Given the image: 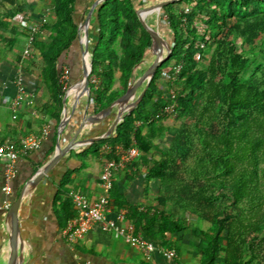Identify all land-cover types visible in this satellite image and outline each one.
Here are the masks:
<instances>
[{
	"label": "trees",
	"instance_id": "1",
	"mask_svg": "<svg viewBox=\"0 0 264 264\" xmlns=\"http://www.w3.org/2000/svg\"><path fill=\"white\" fill-rule=\"evenodd\" d=\"M40 1L50 16L34 34L30 55H16V62L40 61L38 77L50 90L58 120L64 96L60 59L79 40L78 27L94 0L80 22L81 0ZM138 5L137 0H102L94 8L88 76L93 114L125 93L134 68L149 52L151 37L137 18ZM28 6L27 0H0V54L13 52L18 39L32 33L34 23L26 26ZM159 12V30L170 36L169 56L114 134L77 156L117 158V147L135 146L140 159L152 163L146 184L160 178L167 188L164 202L177 205L182 215L140 210L115 183L109 193L114 211L125 208L137 231L167 248L172 234L187 229L186 215L193 214L209 223L205 230H193L199 264H264V0H176ZM18 15L21 26L12 23ZM169 105L177 124L164 123ZM158 139H166L165 149ZM152 151L158 158L147 157ZM76 171L67 170L56 191L53 204L62 226L75 214L69 193L77 190Z\"/></svg>",
	"mask_w": 264,
	"mask_h": 264
},
{
	"label": "crops",
	"instance_id": "2",
	"mask_svg": "<svg viewBox=\"0 0 264 264\" xmlns=\"http://www.w3.org/2000/svg\"><path fill=\"white\" fill-rule=\"evenodd\" d=\"M137 1L140 2L138 6H145L159 0ZM82 2L86 3L87 0H81ZM159 18L160 12L158 11L146 14V21L157 30H159ZM159 31L164 35V30ZM149 54L152 55L151 52H148ZM70 55L71 50L61 57L60 66L70 67L67 61L70 59ZM84 62L86 65L87 58L84 59ZM140 66H136L134 72ZM31 71L28 64L17 63L16 60L8 59L7 63L3 64L0 57V143L5 141L18 143L24 136L41 135L42 130L48 127V133L44 136L40 147L21 154L14 163V175L10 181L13 191L9 196L2 191L3 176L8 160L5 157H0V204L6 198L12 201L15 193L19 192L37 168L53 156L56 150V141L64 146L74 137L81 122L82 111L86 106L85 97L84 100L82 99L84 93L80 79L71 82L65 91L67 117L66 123L62 124V121L65 120L63 99L60 115L56 120L53 118L50 90L40 78H32ZM18 75L23 78L26 92L17 108L16 117L13 118L10 106L16 95L15 78ZM118 108L119 105H113L111 113L98 124L89 122L80 130L76 139L80 140L104 133ZM87 114L94 115L90 108L87 109ZM164 123L168 124L166 120ZM155 142L159 143L161 149L166 148V139H158ZM88 146L89 144L76 145L71 148L45 177L29 186L23 196L18 209L20 234L17 237V246L23 255L22 264H199L193 230L195 228L205 230L209 223L193 214L186 215L188 222L186 230L170 236L172 248L176 253L173 260L164 258L158 252L154 253L151 260H146L135 247L121 239L114 238L110 232L102 231L96 225L83 238L75 241H69L62 236L61 229L64 226L56 216V207L53 203L64 173L67 170H77L74 172L73 186L88 199L94 200L102 194L99 175L103 157L98 158L91 154L87 158L77 156ZM105 147L103 146V151L107 149ZM153 154L158 158V152L155 151L148 153L147 157L153 156ZM133 161L137 162L130 169H122L113 176V183L122 188L127 202L138 206L140 210L165 209L174 215L181 216L177 205L164 202L167 188L160 178L153 177L146 184V174L152 163L144 162L140 156H137ZM7 212L8 209H0L1 264L6 262L10 249V222ZM200 224L202 227H199Z\"/></svg>",
	"mask_w": 264,
	"mask_h": 264
},
{
	"label": "built area",
	"instance_id": "3",
	"mask_svg": "<svg viewBox=\"0 0 264 264\" xmlns=\"http://www.w3.org/2000/svg\"><path fill=\"white\" fill-rule=\"evenodd\" d=\"M44 21L45 18H42L32 25V33L26 38L22 52L23 55H30L34 34L38 31L39 25ZM69 72L70 69L67 66H60V83L68 80ZM15 86L16 95L10 106L13 112V118L16 117L15 113L26 92L21 75L16 76ZM169 94L170 97L174 96L171 91ZM164 112L171 116L174 113L173 106H167ZM47 133L48 127H45L41 135L24 136L18 143L13 141L0 143V157H5L8 160L5 166L2 185V191L5 195L9 196L13 191L10 181L14 175V163L16 160L21 154L38 149ZM115 155L117 158L107 159L103 157L102 169L99 175L100 187L102 189L101 195L94 200H90L77 190L70 191L69 195L75 214L67 220L61 229L62 236L69 241H75L83 238L96 225L102 231L110 232L114 238L121 239L130 246L135 247L146 260H151L155 252H158L166 259H175L176 253L173 248L158 245L145 237L141 231L136 230L134 224L126 219L127 210L125 208L114 211L110 207L109 193L113 184V176L135 160L139 155V151L135 146L127 149L117 147ZM11 203L12 201L9 198L4 199L0 204V209H9Z\"/></svg>",
	"mask_w": 264,
	"mask_h": 264
},
{
	"label": "water",
	"instance_id": "4",
	"mask_svg": "<svg viewBox=\"0 0 264 264\" xmlns=\"http://www.w3.org/2000/svg\"><path fill=\"white\" fill-rule=\"evenodd\" d=\"M101 1L102 0H94L92 2V4L90 5L86 13V16L83 22L78 27V29L82 30V38H83V40L81 38L79 39L83 41V49L81 51V59H80L81 60L80 67H81L82 75L79 81H80V84H81V87H82V90L85 96V101H86V106L83 109L82 114H81V122L79 124L78 130L75 133L74 137L66 145L61 146L59 142L56 141L55 143L56 150L53 156L47 162H45L42 166L37 168L33 176L30 177L23 184V186L18 192L17 197L11 203L8 209V212H7V218L9 219V222H10V230H9L10 249H9V256L6 262L3 264H22L23 255H22L21 250L18 249V246H17V237L20 234V229L18 226V209L20 207L22 198L27 192L29 186H31L32 184H36L43 177H45L48 174V172L65 155V153H67L71 148L75 147L76 145L91 144L94 141H99L101 139L112 136V134L115 131L117 123L123 119L125 114L130 113L137 106L139 101L142 99V96L146 90V87L154 75L155 69L169 56V53L171 51V44L166 40L165 36L159 30L151 26L146 21V14L152 11H160V9L164 5L168 3H172L176 0H160V1L148 4V5L136 8L135 12H136L139 22L141 23L143 28L149 33L151 37V46H150L149 52H151L153 55L152 60L148 68L143 72V74L136 79H134L135 72L133 70L132 82L124 94H122L120 97L113 100L110 105H108L106 108H104L100 112L94 115H88L87 109L89 108V90H90L88 76L91 71L90 56L92 54L93 47H94V43L91 41L88 29H89V24L91 21L94 8ZM78 36H79V32H78ZM87 56H89V60L87 61L85 65L84 59L87 58ZM142 82L144 83V86L142 87L141 91L133 100H131L134 96L135 90L138 88V86ZM65 97H66V92L64 93V96H63L65 120L62 121V124L66 123V117H67L66 107H65ZM115 104L119 105V108L114 113L113 119L111 120L107 130L104 133L97 135V136H90L87 138H83L80 140L76 139L78 137L80 130L85 125H87L89 122L91 124H98L101 121H103L106 118V116L111 113L112 106Z\"/></svg>",
	"mask_w": 264,
	"mask_h": 264
},
{
	"label": "rangeland",
	"instance_id": "5",
	"mask_svg": "<svg viewBox=\"0 0 264 264\" xmlns=\"http://www.w3.org/2000/svg\"><path fill=\"white\" fill-rule=\"evenodd\" d=\"M92 0H87L86 3H81V5L78 7V11H77V20L80 22L81 19L83 18V15L85 14L86 12V9H87V5H89L91 3ZM160 1V0H159ZM28 2V9H27V16L28 18H30V22L28 24H26V26H29L30 24H33V23H36L38 22L39 20H41V18H49L50 16V12L49 10L47 9V7L43 4L42 1L40 0H27ZM86 4V5H85ZM159 12V11H158ZM21 18L22 16L21 15H18L16 16V18L14 20H12V23H16L18 26H21ZM20 30H23L22 27H19ZM89 35H90V38H91V41L93 42V38H94V34H95V30H96V24L94 22H91L90 21V24H89ZM164 33V36L166 38V40L170 43V36L169 34ZM82 39V30L79 29V36H78V39ZM25 43H26V40L25 38L23 37H20L17 41V44H16V47L15 49L12 51H3L1 54H0V57H1V60H2V63L3 64H6L7 63V60L8 59H11V60H16V55H21L22 52H23V49H24V46H25ZM83 49V41L81 40H77L76 43L72 46L71 48V55H70V59L67 60L69 65H70V72H69V76H68V80L67 81H64L61 83L62 85V89L65 93L66 91V88L70 85L71 82L75 81V80H78L81 78V70H80V62H81V51ZM32 53V52H31ZM147 58L145 57V61H143L140 65V67H137L136 71H135V74H134V79L140 77L143 72L148 68L151 60H152V56L151 54H147ZM26 57V56H25ZM89 60V56H87V61ZM40 61L37 60V63L36 64H33L30 66L31 68V73H33L32 75V78H36L39 76V67H40ZM118 75V73H117ZM39 78V77H38ZM116 86L119 85V82L116 81L115 83ZM144 86V83L142 82L138 88L135 90L134 92V96L131 100H133L138 94L139 92L141 91L142 87ZM160 88L162 90H164V86L163 84H160ZM84 95L82 94V99L84 100ZM166 122L168 124H177V122L173 119L172 116H169V118L166 119ZM200 223L202 224V221H200ZM201 224L199 225V227H202Z\"/></svg>",
	"mask_w": 264,
	"mask_h": 264
}]
</instances>
